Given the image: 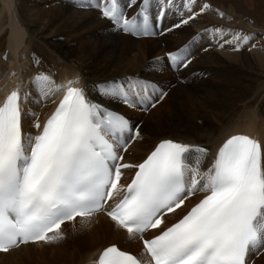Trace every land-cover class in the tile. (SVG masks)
<instances>
[{"label": "snow or ice", "instance_id": "1", "mask_svg": "<svg viewBox=\"0 0 264 264\" xmlns=\"http://www.w3.org/2000/svg\"><path fill=\"white\" fill-rule=\"evenodd\" d=\"M159 4L153 17L151 0H128L126 6L120 0H78L80 7L99 10L114 30L137 37L155 36L157 28L160 34L171 32L158 23L169 10L179 13L180 23L173 25L179 28L211 7L196 0H182L183 11L175 0ZM208 31L225 35L221 27ZM227 33L231 39L224 44L235 42L236 50L254 36ZM191 43L155 57L153 70L187 68ZM78 81L77 76L57 82L50 71L37 73L29 91L18 87L0 101V252L62 240L66 221L75 223L79 217L90 222L100 211L129 238L139 237L143 250L138 256L114 243L95 264H248L251 254L264 251V143L234 134L212 153L204 146L163 139L142 162L124 163L121 149L127 151L140 127L94 101L87 84L73 86ZM91 88L101 97L145 109L156 94L161 100L167 95L137 74L93 81ZM33 89L44 101L63 93L43 123L31 113L35 134L23 130L22 105ZM123 170L135 172L126 185ZM197 193L204 195L186 214L162 227L165 211L175 212Z\"/></svg>", "mask_w": 264, "mask_h": 264}, {"label": "bare ground", "instance_id": "2", "mask_svg": "<svg viewBox=\"0 0 264 264\" xmlns=\"http://www.w3.org/2000/svg\"><path fill=\"white\" fill-rule=\"evenodd\" d=\"M28 1L31 3L27 9ZM205 2L219 7L223 16L207 19L205 14L210 7L186 24L188 27H179L183 26L190 33L188 34L173 28V25L180 23V15L172 9L158 21L163 29L171 28V32L160 34L161 28H157V35L139 36L136 39L123 31L114 30L99 10L78 6V0H0V49L1 39L5 36L7 45L6 51L0 52V101L18 87L23 92L29 91V81L37 73L50 71L57 82L78 76L79 81L73 86L87 84L88 94L94 101L106 108L122 111L121 113L130 118L132 124L140 127L139 137L122 154L124 161L133 164L143 161L163 139L204 146L212 153L217 150L219 144L234 134H247L264 143V0H196L201 6ZM120 3L126 6L128 0H120ZM175 3L180 5L183 11L182 0H175ZM159 7V0H151L150 12L153 17H156ZM132 11L134 9L129 10L128 14L131 15ZM244 13L252 18L253 24L249 26L251 29H245L242 34L251 33L254 36L242 46L239 53H229L235 42L224 44L225 39H230L226 29L227 23L241 24ZM203 15L205 16L202 17ZM214 27L225 30L223 38L208 31ZM161 40L165 42L163 47L159 45ZM189 41H192V54L189 57L191 63L188 69L181 68L175 73L172 70H153L152 63L148 61L150 52H153L155 57H163L168 51ZM210 57L223 58V67L230 69L229 72L225 71L228 74L225 75L226 78H217L223 98H229L225 93L228 86L232 85L236 89L245 87L240 79L232 77V70L249 69L256 77L252 80L255 85L244 98L236 99L231 96L234 90L231 91L230 97L233 101L228 104V109L223 104L221 118L213 125H208L209 127H199L173 111L143 127L142 117L146 119L152 111L142 110L138 106L128 107L117 100L101 97L91 88L93 81L120 80L137 74L139 78L156 83L164 92H168V97L176 86L182 88L184 91L180 92V101L184 107H188L198 96L187 89V77L193 75L190 69L206 64L212 66L219 61L210 60ZM230 80V83L227 82ZM174 81H179L180 84H174ZM62 95L63 93L44 101L37 97L33 89L32 95L22 105L25 111L24 132L35 134L37 130L33 124L36 121L32 119L31 113H35L38 121L43 123L58 105ZM159 97L160 94H156L153 101H157ZM164 99L162 103L165 104ZM197 118L199 117L194 116V120ZM163 119L170 128L163 124ZM207 163L208 161L202 170H206ZM127 171L123 172L124 176ZM129 171L134 173V170ZM129 175L130 173L127 178ZM122 183L125 184L126 180ZM203 195L204 193H197L186 199L181 209L164 218L163 227L181 218L190 209V205ZM61 228L64 233L62 240L21 245L7 253H0V264H95L100 252L114 243L122 250L138 256L143 250L141 240L138 237L129 238L125 230L117 229L104 211L93 215L90 222H81V218H77L75 223L67 222ZM141 258L147 260L146 256ZM248 264H264V253L251 254Z\"/></svg>", "mask_w": 264, "mask_h": 264}, {"label": "rangeland", "instance_id": "3", "mask_svg": "<svg viewBox=\"0 0 264 264\" xmlns=\"http://www.w3.org/2000/svg\"><path fill=\"white\" fill-rule=\"evenodd\" d=\"M30 3H31V1H28L27 9L30 7ZM207 3L210 4V6H211V9L205 14L206 16H208L207 19L218 18L220 15L219 7H216L214 4L212 5L210 2H207ZM211 12H213V13H211ZM205 15H203L202 17H204ZM241 22H242L241 24L228 22L226 29L227 30L231 29L233 31V33L235 31H240L242 33V32H244L245 29H249L250 28L249 26H252V24H253L252 18L248 14H245V13L242 16ZM184 26L188 27V25H184ZM177 29H179L180 32L188 33L183 26L181 28H177ZM188 34H190V33H188ZM5 38H6V36L1 39V44H2L1 49H0L1 53H4L6 51L7 45L5 44ZM228 38L231 39L230 34H228ZM162 44L165 45V42L163 40L160 41L159 45H161L163 47L164 45H162ZM152 53L150 52L148 54L149 55V58H148L149 62H152L153 58L155 57L154 54L152 55ZM229 53H239V50H236L235 44L232 45ZM209 59L210 60H218L219 59V61L216 62L214 65H212L213 67L211 65L209 66V64H206V65H199L198 67H196V66L191 67V69H190L192 71L191 73L193 75H189L187 77L186 82H188V85H189V88H187V89L198 95L191 102V104L188 107H186V106L184 107L182 105V103L180 101L182 98V95L180 94V92L184 91V90L182 88H180V87L178 88L176 86L174 89V92L170 93V95L172 94L171 96L169 95L170 97H168V92H167V97L165 96L164 97L165 99L163 98L165 100V104L162 103V102H164V101H162L163 99L161 100L160 98H158V100L154 102V104L158 102L156 105L151 104L149 107L146 108L147 110L152 111V113L149 114L148 117L146 116V119H143L144 117H142L143 121L141 120V122L143 123V127H146L145 125L150 124L152 121H154L156 119L166 117V115L172 111L175 114H179L180 116H183V118L185 120L196 123V125H198L199 127H201V126L209 127L208 125H211V124L213 125V123H216L218 118H221V116H222L221 114L223 113L221 107L223 106V104H225L226 108L228 109V104H230L233 101L230 97L231 91L234 90L233 93L231 94V96L233 95L236 99L237 98L242 99L240 97L244 98L247 93H250L252 87L255 85V83L252 80L255 79L256 75L252 71H250L249 69L244 70L243 68H240L237 70H232L233 71L232 77L235 79H240L241 82H243L245 84V87H241V88L236 89L232 85H230L225 89V93L229 96V98L228 97L223 98V96L219 90V85L217 84V82H218L217 78L221 77L222 80H223V78H226V76L228 74H226L225 71L229 72L230 69L223 67V62L225 61V60H223V58L220 59L218 57H214V58L210 57ZM173 72L175 73L176 71H173ZM217 73H219V74H217ZM177 82L179 83V81H177ZM177 82L174 81L173 83L175 84ZM227 82L230 83L231 80L227 81ZM223 89H224V87H223ZM233 103H235V100ZM146 109H142V110H146ZM191 114H193L194 116H198L199 118L194 120V116H190ZM163 124L165 126H167V128H170L166 124L165 120H164ZM130 155H133V154H130ZM30 250L33 251L34 249H30ZM260 253H264V251H261Z\"/></svg>", "mask_w": 264, "mask_h": 264}]
</instances>
